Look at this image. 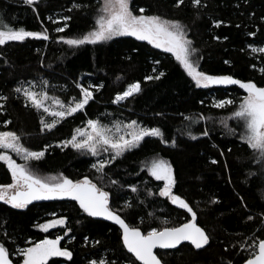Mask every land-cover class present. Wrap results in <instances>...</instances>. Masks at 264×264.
I'll list each match as a JSON object with an SVG mask.
<instances>
[{"label":"trees","instance_id":"obj_1","mask_svg":"<svg viewBox=\"0 0 264 264\" xmlns=\"http://www.w3.org/2000/svg\"><path fill=\"white\" fill-rule=\"evenodd\" d=\"M74 3L81 7L68 11ZM175 3L176 0H130L134 11L143 7L146 14L182 22L199 51L201 71L232 75L264 86V74L260 72L264 53L251 51L264 47V0H201L198 8L192 0H184L179 8ZM100 5L101 0H38L33 6L23 0H0V24L28 31L47 29L49 35L48 40L26 38L0 46V96L8 97L0 100L4 106L0 109V131L16 132L23 146L32 151L51 145L40 161L31 163L40 175L63 173L74 181L87 176L109 192L113 211L145 233L191 219L190 213L159 195L163 181L155 180L145 167V160L152 156L167 159L176 179L173 192L196 212V223L210 236V244L202 249L189 243L176 249H158L161 263L245 264L250 258L249 237L264 238V166L240 141L238 129L242 127L238 122L230 123L237 133L229 134L219 117L231 114L246 93L236 85L197 88L171 53L135 37L116 36L78 48L60 42L61 36L70 38L91 30ZM65 16L71 20L65 22ZM65 23V32L57 33L56 27ZM161 71L165 73L161 79H145ZM135 82L141 85L139 93L113 103L117 94ZM77 84L86 88L102 84L103 88H91L93 99L89 104L59 121L51 131H41L40 120L43 117L51 122L52 117L42 109H34L14 91L16 87L31 86L38 93L47 92L49 97L68 104L73 97L81 96ZM219 99L235 103L225 109L212 107ZM185 116L195 122L185 120ZM200 116L205 119H198ZM89 119L108 123L136 120L143 127L160 128L167 143L159 137H145L139 147L125 152L99 173L91 164L102 156L57 146ZM206 130L209 134L202 135ZM192 135L197 139H191ZM113 180L118 183L112 184ZM7 183H11V173L0 161V184ZM132 187L137 191L132 192ZM249 215L252 220L247 219ZM61 217L66 218L63 227L48 232L40 229L39 225ZM56 236L63 237L60 246L71 251L73 257H52L48 264H89L99 259L132 264L135 259H125L131 254L123 249L118 225L101 217H88L75 201H34L25 209H13L0 201V243L15 264L22 261L17 249Z\"/></svg>","mask_w":264,"mask_h":264},{"label":"snow or ice","instance_id":"obj_2","mask_svg":"<svg viewBox=\"0 0 264 264\" xmlns=\"http://www.w3.org/2000/svg\"><path fill=\"white\" fill-rule=\"evenodd\" d=\"M23 2L28 6H33L38 0H23ZM183 3L184 0H176L175 7L179 8ZM192 4L198 8L201 5V0H192ZM80 7L81 5L74 3L68 11ZM100 13L95 19L92 30L74 38L61 36L60 42L78 48L84 45H97L116 36L135 37L136 40L146 41L156 49L171 53L197 88H208L213 85L238 86L246 95L243 96L231 116L221 120V124L229 134H236L237 129L230 127L228 120L237 121L242 127V131L239 133L240 141L256 154L254 158H256L257 163L264 166V86H258L253 81L245 82L236 79L232 75H212L199 70L198 59H193L197 56L198 49L193 46L194 42L188 38L186 26L179 20L166 19L159 14H146L147 10L143 7L134 11L130 6V0H104ZM63 20L69 21L71 17L65 16ZM220 23L222 21L216 22V26L219 27ZM67 27L68 25L65 23L63 27H56L55 31L63 33ZM252 35L255 34L252 33ZM26 38L48 40L49 35L47 29L28 31L23 27L16 29L8 24H0V46L10 41L21 42ZM251 51L264 53V47H254ZM153 71L155 72L156 69ZM260 72L264 74V68H260ZM164 75L165 73L161 71L158 75L147 76L145 79L159 80ZM77 87L80 89V98L73 97L67 105L56 97L50 98L47 92L38 93L34 91L31 86L16 87L14 91L22 94L25 101L34 109L37 111L42 109L43 113L52 117L51 122H47L43 117L40 120L41 131H51L59 121L82 111L89 104V101L93 99L91 88L95 87V90H99L103 88V85H90L86 88L77 84ZM140 91L139 82L131 83L125 91L116 95L113 103L124 101ZM7 99L6 96H0V100L6 101ZM49 99L52 100L55 107L46 104ZM234 103L232 99H219L213 102L212 107L225 109ZM3 107L0 105V109ZM184 119L193 121L190 116H185ZM198 119L203 120L205 117L200 116ZM6 123H11V121ZM86 123L87 129L76 128L70 139L62 141L57 146L71 147L77 152L90 154L93 157L107 153L108 159H99L96 163L91 164V167L99 173H103L107 165L113 163L125 152L139 147L145 137H159L162 143H167L163 139L160 128L141 127L136 120L127 124L117 123L114 130L102 124L98 119H89ZM208 134L207 130L202 133L204 136ZM191 139H197V137L192 135ZM20 140L21 137L14 131H0V150H2L0 151V161L7 165L8 171L11 173V183L0 184V201L10 205L11 208L25 209L34 201L63 199L75 201L88 217H101L119 226L123 249L131 254L125 259L131 260L134 257L132 264L137 261L139 264H161V260L154 253V249H176L183 242H188L195 249H202L210 244V236L205 229L196 223V212L193 211L189 203L173 193L176 179L173 167L168 161L153 159L146 162L145 167L155 180L164 182L163 187L159 190V195L169 198L173 205L186 210L191 214V219L177 226H165L160 229L154 227L145 233L139 227L126 223L118 212L113 211L109 204V192L98 187L87 176L74 181L63 173L49 176L40 175L31 166V163L40 161L45 156L47 147H51V145L41 151H32L24 147ZM171 143L175 147V140ZM9 151L20 157L24 163H17L8 154ZM211 163L216 164L217 161L212 160ZM111 183L117 184L118 181L113 180ZM131 190L136 192L137 188L132 187ZM216 202L213 201V203ZM129 207H131L130 204ZM51 215L55 216V213ZM247 219L252 220L253 217L249 215ZM65 224L66 218L61 217L49 220L39 227L42 231L48 232L50 228L63 227ZM67 234V232L64 233V235ZM62 239V236H56L55 239L45 238L36 243L29 242L31 246L17 249L18 254L22 257V262L18 261L17 264H48L52 257L72 260L73 253L60 246ZM87 239L85 237V240ZM249 239L252 241L247 249L250 258L245 261V264H264V238L253 239L249 237ZM95 243L98 244L99 241ZM0 264H12V260L9 259V252L2 243H0ZM89 264H119V259L111 261L105 259L90 260Z\"/></svg>","mask_w":264,"mask_h":264},{"label":"rangeland","instance_id":"obj_3","mask_svg":"<svg viewBox=\"0 0 264 264\" xmlns=\"http://www.w3.org/2000/svg\"><path fill=\"white\" fill-rule=\"evenodd\" d=\"M103 2H104V0H101V5H100V7H99V11H98L97 16L101 14V13H100V8L102 7ZM97 16H96V18H97ZM91 30H92V29H91ZM89 31H90V30H89ZM86 33H87V32H85L84 34H86ZM82 35H83V34H82ZM79 36H81V35L73 36V37H70V38L79 37ZM113 38H114V37H113ZM188 38H189V37H188ZM189 39H190V38H189ZM193 46H194V45H193ZM193 59H194V60H197V59H198V63L200 64V55H199V51H198V53H197V56L193 57ZM199 70H200V67H199ZM50 98H51V97H50ZM46 104H47L48 106L55 107V106L53 105V102H52L51 99H49L48 101H46ZM65 105H67V104H65ZM231 114H232V113H231ZM231 114L227 115L226 117H223V116L219 117V118H220V121H221V120H225V119H227L228 117L231 116ZM232 121H234V120H228L229 126H230V123H231ZM101 123L104 124V125H107L109 128H113V130H114L115 125H116L118 122H115V123H108V122H102V121H101ZM127 123H130V122H127ZM127 123H120V124H127ZM138 124H139V123H138ZM139 125H140V124H139ZM140 126H141V125H140ZM141 127H143V126H141ZM79 128H85V129H87V123H86L84 126L79 127ZM241 131H242V128H241V129H238V133H240ZM20 143H21V142H20ZM21 144H22V143H21ZM22 145H23V144H22ZM0 151H2V150H0ZM8 154L11 155V156L13 157V159H15V160L17 161V163H24V161H22V160L20 159V157L16 156L15 153L9 151ZM100 156L103 157L102 159H108V154H107V153H102ZM153 159H163V160L168 161L167 159H165V158H163V157H161V156H159V155H156V156H152V157L148 158L147 160H145L144 163H146V162H150V161L153 160ZM168 162H169V161H168ZM169 163H170V162H169ZM52 175H57V174H52ZM46 176H49V175H46ZM163 184H164V182H163ZM173 193H174V192H173ZM174 194H175V193H174ZM175 195H176V194H175ZM45 223H46V222H45ZM43 224H44V223H43ZM50 229H51V228H50ZM21 262H22V261H21Z\"/></svg>","mask_w":264,"mask_h":264},{"label":"water","instance_id":"obj_4","mask_svg":"<svg viewBox=\"0 0 264 264\" xmlns=\"http://www.w3.org/2000/svg\"><path fill=\"white\" fill-rule=\"evenodd\" d=\"M185 243H188V242H183L181 245H183V244H185ZM181 245H179V246H181ZM179 246H178V247H179ZM178 247H177V248H178ZM157 250H158V249H154V253H155V254H157V253H156ZM163 250H166V249H163ZM157 256H158V255H157ZM9 259L12 260V264H15L14 260L10 257V255H9ZM158 259H159V257H158ZM161 264H162V263H161Z\"/></svg>","mask_w":264,"mask_h":264}]
</instances>
